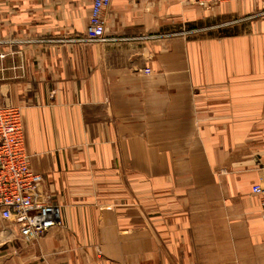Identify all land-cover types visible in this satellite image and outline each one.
I'll return each mask as SVG.
<instances>
[{
  "label": "crops",
  "instance_id": "obj_1",
  "mask_svg": "<svg viewBox=\"0 0 264 264\" xmlns=\"http://www.w3.org/2000/svg\"><path fill=\"white\" fill-rule=\"evenodd\" d=\"M255 1L112 0L107 41L89 43L93 0H0V104L21 108L45 190L59 166L76 184L66 164L155 163L137 177H154L164 212L151 234L127 187L114 201L58 181L63 226L31 244L0 236V264H264V22L204 24Z\"/></svg>",
  "mask_w": 264,
  "mask_h": 264
},
{
  "label": "built area",
  "instance_id": "obj_2",
  "mask_svg": "<svg viewBox=\"0 0 264 264\" xmlns=\"http://www.w3.org/2000/svg\"><path fill=\"white\" fill-rule=\"evenodd\" d=\"M185 1L209 9L237 0ZM111 4L112 0H93L86 34L77 41H107L105 12ZM44 181L31 167L21 108L0 104V236L16 235L31 244L63 226L61 207L45 190ZM252 193L260 200L264 221V181L254 184Z\"/></svg>",
  "mask_w": 264,
  "mask_h": 264
},
{
  "label": "rangeland",
  "instance_id": "obj_3",
  "mask_svg": "<svg viewBox=\"0 0 264 264\" xmlns=\"http://www.w3.org/2000/svg\"><path fill=\"white\" fill-rule=\"evenodd\" d=\"M239 1V0H237ZM259 1V0H258ZM255 1V8L253 11H249L247 15H230L227 16L226 18L223 17H217L214 15H211L209 17L208 21L204 23L206 26L205 28H209L211 32H224V34H227L234 26H240L241 28H249L251 27L254 23L256 24H261L264 22V0H260V2ZM236 2V1H233ZM230 2V3H233ZM230 3H226L230 4ZM224 5V4H223ZM199 6V5H196ZM252 7H253V2H252ZM212 8H209L211 10ZM211 14H213L211 12ZM195 20V26H194V36L196 37L197 34L201 33L202 31L198 29V26L203 27L201 25L204 24H198ZM179 27V26H178ZM201 31V32H200ZM227 31V32H225ZM178 32L180 33L181 30L179 29ZM223 34V36H224ZM222 35V34H221ZM90 43V42H89ZM151 69H146L145 73H150ZM153 149V148H150ZM231 161L227 166L229 167L231 165ZM261 162L258 161L257 164H260ZM145 165V166H144ZM155 163H136V162H131V163H113V164H104V163H98V164H80V163H74V166H71L70 164H66V173L73 172V176L77 178L76 184H74V179H69V178H64L66 176L65 173H63L61 167L59 166V172L61 173L60 180L58 178H53L54 183L50 184L53 185L54 190L51 191L49 190V194H53V201L55 203H59V197L63 198L64 197V191L59 190L57 184L58 181H62L66 184V186H69L70 189H72V186H86L89 187L93 192H94V197L95 198H101V190H104L105 188H112L113 189V194L108 195L109 197L112 198L114 201H121V188L124 186L129 189V201L131 204L139 205L141 206L144 210V214L146 217V231L152 234V232L155 231V227L153 225V220L154 216L158 214V216L162 217L163 215V210L159 209V206H154L155 204V195L154 193V177L152 176L145 177L144 178H138L137 175L142 169L148 170L154 169ZM224 167L221 168H215V172L219 171L221 174L224 171ZM107 172H110L109 174ZM146 172V173H147ZM149 173V172H148ZM150 174V173H149ZM83 175V177H81ZM143 176V175H142ZM220 176V175H217ZM146 185V187H145ZM62 186V185H61ZM71 186V187H70ZM119 189V195H114L115 190ZM51 192V193H50ZM70 197H76L77 199L79 197H91L90 195H83L81 196L79 193L76 195H71L67 194L66 198ZM72 200V199H70ZM198 203H193L194 207H197ZM145 207V208H144ZM156 207V208H155ZM142 209V210H143ZM151 231V232H150ZM147 244V248L150 247L149 243Z\"/></svg>",
  "mask_w": 264,
  "mask_h": 264
}]
</instances>
